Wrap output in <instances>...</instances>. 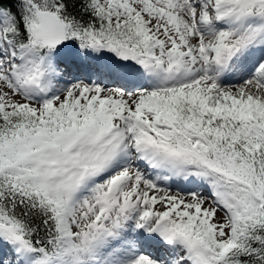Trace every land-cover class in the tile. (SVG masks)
I'll return each mask as SVG.
<instances>
[{
  "label": "snow or ice",
  "instance_id": "snow-or-ice-1",
  "mask_svg": "<svg viewBox=\"0 0 264 264\" xmlns=\"http://www.w3.org/2000/svg\"><path fill=\"white\" fill-rule=\"evenodd\" d=\"M0 264H264V0H0Z\"/></svg>",
  "mask_w": 264,
  "mask_h": 264
}]
</instances>
